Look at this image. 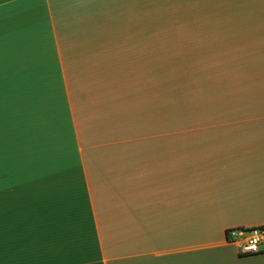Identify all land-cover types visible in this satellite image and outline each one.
Wrapping results in <instances>:
<instances>
[{"label":"crops","instance_id":"0c3cea01","mask_svg":"<svg viewBox=\"0 0 264 264\" xmlns=\"http://www.w3.org/2000/svg\"><path fill=\"white\" fill-rule=\"evenodd\" d=\"M127 2L0 0V264H264L227 237L264 226V109L167 132L125 123L151 53ZM96 80L112 95L76 97Z\"/></svg>","mask_w":264,"mask_h":264},{"label":"rangeland","instance_id":"374dc122","mask_svg":"<svg viewBox=\"0 0 264 264\" xmlns=\"http://www.w3.org/2000/svg\"><path fill=\"white\" fill-rule=\"evenodd\" d=\"M193 1L197 3L128 0L124 7L119 5L120 12L126 8L125 13L134 17V44L151 50L145 106L138 112L135 103L134 115H129L133 107L125 103V123L160 126L167 132L221 124L239 110L264 109V7ZM105 13L118 14L115 9ZM129 69L117 71L118 76ZM97 81L92 86H73L74 94L77 98L112 95V83ZM93 104L96 114L110 102ZM1 168L0 172H8L5 165Z\"/></svg>","mask_w":264,"mask_h":264},{"label":"built area","instance_id":"2783aa9c","mask_svg":"<svg viewBox=\"0 0 264 264\" xmlns=\"http://www.w3.org/2000/svg\"><path fill=\"white\" fill-rule=\"evenodd\" d=\"M227 237L237 242L240 253H256L264 250V226L229 229Z\"/></svg>","mask_w":264,"mask_h":264},{"label":"trees","instance_id":"16d2710c","mask_svg":"<svg viewBox=\"0 0 264 264\" xmlns=\"http://www.w3.org/2000/svg\"><path fill=\"white\" fill-rule=\"evenodd\" d=\"M260 252H264V251H260Z\"/></svg>","mask_w":264,"mask_h":264}]
</instances>
